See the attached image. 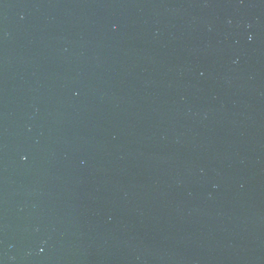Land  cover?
<instances>
[{
    "label": "water",
    "instance_id": "1",
    "mask_svg": "<svg viewBox=\"0 0 264 264\" xmlns=\"http://www.w3.org/2000/svg\"><path fill=\"white\" fill-rule=\"evenodd\" d=\"M0 264H264V0H0Z\"/></svg>",
    "mask_w": 264,
    "mask_h": 264
}]
</instances>
